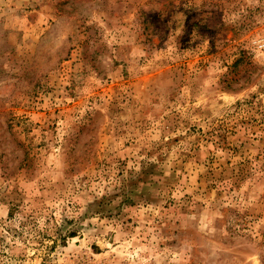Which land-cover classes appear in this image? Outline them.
I'll return each mask as SVG.
<instances>
[{
	"label": "rangeland",
	"instance_id": "obj_1",
	"mask_svg": "<svg viewBox=\"0 0 264 264\" xmlns=\"http://www.w3.org/2000/svg\"><path fill=\"white\" fill-rule=\"evenodd\" d=\"M0 264H264V0H0Z\"/></svg>",
	"mask_w": 264,
	"mask_h": 264
}]
</instances>
